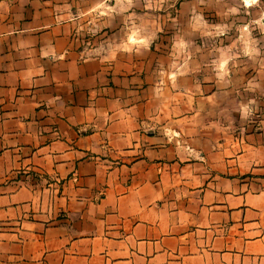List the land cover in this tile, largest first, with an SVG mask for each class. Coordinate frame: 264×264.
<instances>
[{"label":"crops","instance_id":"1","mask_svg":"<svg viewBox=\"0 0 264 264\" xmlns=\"http://www.w3.org/2000/svg\"><path fill=\"white\" fill-rule=\"evenodd\" d=\"M57 1L0 0V264H264V0L168 63Z\"/></svg>","mask_w":264,"mask_h":264},{"label":"rangeland","instance_id":"2","mask_svg":"<svg viewBox=\"0 0 264 264\" xmlns=\"http://www.w3.org/2000/svg\"><path fill=\"white\" fill-rule=\"evenodd\" d=\"M239 0H203L200 17L208 23L225 28L230 16V2ZM60 11L74 23L75 45L87 56L98 54L115 55L116 51L152 49L168 63L176 60L178 51H197L193 43L191 19L192 0H58ZM191 2L183 5L182 3ZM241 11L235 9L232 18H240ZM215 20V21H214ZM238 23L235 21L234 24ZM205 46L216 48V38L207 36ZM110 59H113L112 57ZM187 60V57H186ZM192 60V59H191ZM190 60V61H191ZM205 61L206 58L196 59Z\"/></svg>","mask_w":264,"mask_h":264},{"label":"bare ground","instance_id":"3","mask_svg":"<svg viewBox=\"0 0 264 264\" xmlns=\"http://www.w3.org/2000/svg\"><path fill=\"white\" fill-rule=\"evenodd\" d=\"M249 2V1H248Z\"/></svg>","mask_w":264,"mask_h":264}]
</instances>
